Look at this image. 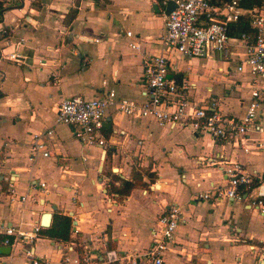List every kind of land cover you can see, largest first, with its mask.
I'll list each match as a JSON object with an SVG mask.
<instances>
[{"label":"crops","instance_id":"0c3cea01","mask_svg":"<svg viewBox=\"0 0 264 264\" xmlns=\"http://www.w3.org/2000/svg\"><path fill=\"white\" fill-rule=\"evenodd\" d=\"M1 6L0 241L1 225L29 230L51 210L33 242L49 264H60L71 242L70 256L84 246L136 253L150 244L160 214L178 203L183 217L163 264H264L251 247L264 246V214L248 199L197 197L225 185L223 170L232 162L264 173V165L247 167L241 148L186 127H161L115 106L104 114L103 145L82 144L70 126L55 121L67 96H103L113 87L119 95L145 98L142 61L159 53L175 66V76L195 84L192 99L209 101L211 95L222 112L241 115L249 98L247 76L235 68L241 46L227 56H188L164 44L161 0H1ZM12 52L17 59L6 57ZM45 129H52L42 137L48 154L39 151L31 159L33 134ZM133 168L139 183L128 193L112 191L110 171L130 180ZM54 212L70 216L67 238L46 231ZM25 245L0 242V264H28Z\"/></svg>","mask_w":264,"mask_h":264},{"label":"built area","instance_id":"2783aa9c","mask_svg":"<svg viewBox=\"0 0 264 264\" xmlns=\"http://www.w3.org/2000/svg\"><path fill=\"white\" fill-rule=\"evenodd\" d=\"M173 1L175 7L165 14L164 44L188 56H207L212 52L227 56L234 47H242V51L237 52L235 68L247 76L249 98L244 112L238 116L222 112L211 95L209 101L192 99L189 90L195 84L175 76V66L168 56L159 53L149 54L142 61L145 98L135 100L119 95L113 87L108 88L103 96H67L57 105L55 121L70 126L73 135L82 144L103 145L104 114L109 106H115L126 115L152 118L161 127H186L194 133L208 134L215 141L229 142L245 152H250L251 148L264 149V0L252 6H240V0H223L219 3L211 0ZM161 2L166 5L168 0ZM240 16L247 19L249 30L232 35L230 25ZM4 31L5 27L2 26L0 32ZM126 34L130 35L131 31H126ZM86 39L92 40L89 37ZM94 40L98 41V38ZM130 44L137 47L135 43ZM6 57L17 59L18 54L12 52ZM102 84L105 85L106 80H102ZM51 131L45 129L33 134L31 159L39 151L43 155L48 154L42 137ZM223 171L227 183L215 186L212 191L199 192L197 197L248 199L264 214V173L251 174L239 162H232ZM255 179L257 183L242 192L240 186L249 187ZM13 190V186H10V195ZM108 200L110 204L115 203L111 197ZM182 217L181 205L171 203L158 217L160 227L153 230L150 244L142 251L122 253L106 249L104 252H91L84 246L83 250L70 256L68 252L75 251L76 246L75 242H71L62 253L60 264H163V254ZM41 226L37 223L31 229L24 230L19 226L3 224L1 232L4 236L0 242L22 241L26 244L24 253L28 264H49L45 257L34 252L33 242ZM251 247L257 251L258 258L264 260V246Z\"/></svg>","mask_w":264,"mask_h":264},{"label":"trees","instance_id":"16d2710c","mask_svg":"<svg viewBox=\"0 0 264 264\" xmlns=\"http://www.w3.org/2000/svg\"><path fill=\"white\" fill-rule=\"evenodd\" d=\"M211 1L214 3H219L223 0H211ZM261 1L262 0H240L239 3H240V6H252L255 4H260ZM1 8L2 6H1V0H0V9ZM1 16H2V13L0 12V20H1ZM242 30H249L247 19L244 16H240V18L237 21L231 23L230 25V31L232 35H235L241 32ZM145 171L148 175L153 174L151 171H149L148 168H145ZM140 177H141L140 172L134 168L131 171L130 180L121 178L117 176L116 174H114V172L110 171L111 190L116 191L119 194L128 193L133 186L139 183L138 179H140ZM115 180H119L120 184L118 185L114 184ZM256 183H257V180L255 179L253 183L249 185V187L245 185L240 186L242 189V192L247 191L251 186L255 185ZM70 226H71V218L69 215L54 212L52 216V221L49 227L46 228V231L50 235L67 238L69 236Z\"/></svg>","mask_w":264,"mask_h":264},{"label":"rangeland","instance_id":"374dc122","mask_svg":"<svg viewBox=\"0 0 264 264\" xmlns=\"http://www.w3.org/2000/svg\"><path fill=\"white\" fill-rule=\"evenodd\" d=\"M217 52H212L211 54L216 55ZM205 58H200V62H204ZM220 84H215L213 90L219 91ZM203 88L201 89V93H203ZM235 93V91H233ZM222 92H218V95H221ZM199 94H195L197 96ZM241 153L244 155V158H248L249 161H246L247 167L250 169L254 168L256 166L257 168L262 167L264 165V150H258V149H251L250 152H245L243 149H241ZM243 158V159H244ZM245 160V159H244ZM237 199V198H236Z\"/></svg>","mask_w":264,"mask_h":264},{"label":"water","instance_id":"95a60500","mask_svg":"<svg viewBox=\"0 0 264 264\" xmlns=\"http://www.w3.org/2000/svg\"><path fill=\"white\" fill-rule=\"evenodd\" d=\"M174 7H175V2L173 0H168L164 13L168 14ZM52 208L55 209L56 206L52 205ZM51 215H52L51 210H47L42 213L41 224L43 226H47L49 224Z\"/></svg>","mask_w":264,"mask_h":264}]
</instances>
